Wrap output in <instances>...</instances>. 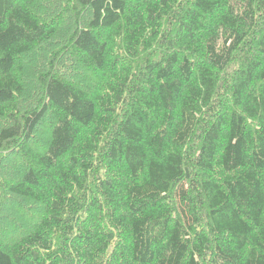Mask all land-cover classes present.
<instances>
[{
  "label": "trees",
  "instance_id": "trees-1",
  "mask_svg": "<svg viewBox=\"0 0 264 264\" xmlns=\"http://www.w3.org/2000/svg\"><path fill=\"white\" fill-rule=\"evenodd\" d=\"M0 264H264V0H0Z\"/></svg>",
  "mask_w": 264,
  "mask_h": 264
}]
</instances>
